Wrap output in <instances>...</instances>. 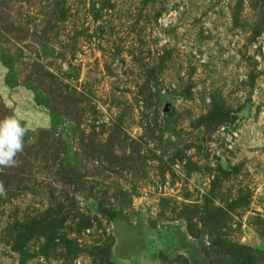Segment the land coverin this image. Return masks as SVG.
Masks as SVG:
<instances>
[{"label": "rangeland", "instance_id": "rangeland-1", "mask_svg": "<svg viewBox=\"0 0 264 264\" xmlns=\"http://www.w3.org/2000/svg\"><path fill=\"white\" fill-rule=\"evenodd\" d=\"M0 264H264V0H0Z\"/></svg>", "mask_w": 264, "mask_h": 264}, {"label": "water", "instance_id": "water-1", "mask_svg": "<svg viewBox=\"0 0 264 264\" xmlns=\"http://www.w3.org/2000/svg\"><path fill=\"white\" fill-rule=\"evenodd\" d=\"M112 229L117 241V250H124L130 241L135 239L136 225L131 226L122 214L113 219Z\"/></svg>", "mask_w": 264, "mask_h": 264}]
</instances>
